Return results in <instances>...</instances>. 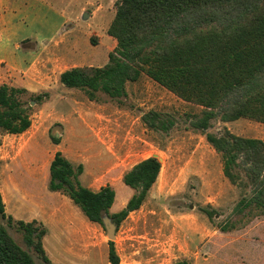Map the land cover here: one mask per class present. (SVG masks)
<instances>
[{"label": "rangeland", "instance_id": "rangeland-1", "mask_svg": "<svg viewBox=\"0 0 264 264\" xmlns=\"http://www.w3.org/2000/svg\"><path fill=\"white\" fill-rule=\"evenodd\" d=\"M40 1L0 0L5 17L9 7L14 11L9 24L26 22L24 34L52 38H41L45 50L30 73L20 77L34 83L35 90L23 97L32 105L31 126L21 134L0 132V189L7 215L35 219L47 229L43 243L51 262L26 244L15 223L0 219L13 238L37 264H110L105 226L90 221L64 193L49 189L50 163L60 150L75 167L83 164L81 183L93 190L112 186L116 197L111 212H117L135 192L123 182L124 174L157 155L162 168L156 183L143 205L116 227L113 241L121 264L184 259L188 264H264V215L246 222L233 213L242 190L224 175L222 155L191 125L201 105L181 99L146 74L128 82L121 99L99 92L90 100L84 91L61 84L60 74L68 68L108 62L117 45L108 29L118 0H47L56 14ZM48 12L50 27L41 32V17ZM23 33L13 34L12 47ZM37 95H42L40 102ZM150 110L175 119L170 132L147 126L143 115ZM224 128L264 141V122L256 119L217 118L208 131ZM231 222L238 226L223 231L221 225Z\"/></svg>", "mask_w": 264, "mask_h": 264}, {"label": "trees", "instance_id": "trees-1", "mask_svg": "<svg viewBox=\"0 0 264 264\" xmlns=\"http://www.w3.org/2000/svg\"><path fill=\"white\" fill-rule=\"evenodd\" d=\"M108 32L117 41L108 62L64 70L63 86L84 91L90 100H96L99 92L121 99L127 95V83L146 74L181 99L201 105L191 125L222 155L224 175L242 190L233 213L246 222L264 215V141L236 135L228 128L208 131L217 118L264 122V0H118ZM28 92L0 82V132L21 134L29 129L32 105L23 99ZM34 98L40 102L42 95ZM143 119L148 127L165 133L176 123L157 110L144 113ZM53 141L58 144L60 139L54 136ZM161 168L155 155L134 164L123 182L135 192L117 212H111L114 188L105 185L93 190L83 185V164L75 167L60 150L50 163L48 187L67 195L90 221L105 226L103 218L108 216L118 228L143 205ZM0 219L15 223L26 244L51 262L43 243L47 229L37 226L35 219L15 220L7 215L1 189ZM237 226L231 222L221 228ZM108 257L110 264H121L115 241L109 240ZM0 264H37L1 220Z\"/></svg>", "mask_w": 264, "mask_h": 264}, {"label": "crops", "instance_id": "crops-1", "mask_svg": "<svg viewBox=\"0 0 264 264\" xmlns=\"http://www.w3.org/2000/svg\"><path fill=\"white\" fill-rule=\"evenodd\" d=\"M40 2H43V4L48 6V9L50 10L49 12H55L52 14H56V10L47 4L49 1L42 0ZM3 5L4 4L0 2V82H4L3 80L7 78L11 81L8 82L9 80L6 79L7 83H12V85H14L15 82H17L16 86L25 87L28 90H35L33 89L34 83H31L29 77H20L22 76V73L26 76L30 73L41 53L45 50V47L41 46V38L46 39L47 37H35V35L32 34H24L23 29L24 26H27L26 22H22L23 25H19L18 23L9 24L8 21L11 17H15L13 14L14 11L9 7V11L5 17L3 13L5 7ZM49 12L44 17H41L43 21L40 22L41 27L39 30L41 32L48 28V26L50 27ZM26 19L32 21L28 16H26ZM37 20L38 15L35 17V21ZM4 21L6 25L4 24ZM20 32L23 34H17L16 36V40H19L20 42H15L12 47L9 41L14 38V33ZM27 39H33L35 41H26ZM51 39L52 38L46 40L49 42ZM46 40L43 41L45 42ZM27 44L33 45L27 46ZM29 76L31 78V74Z\"/></svg>", "mask_w": 264, "mask_h": 264}, {"label": "water", "instance_id": "water-1", "mask_svg": "<svg viewBox=\"0 0 264 264\" xmlns=\"http://www.w3.org/2000/svg\"><path fill=\"white\" fill-rule=\"evenodd\" d=\"M84 16H87V13H85ZM155 156H157V155H155ZM159 160L161 161L160 158H159ZM103 222H104L105 228L108 232V236H109L110 240L113 241L116 237V235H115L116 225L112 222V220L108 216H104Z\"/></svg>", "mask_w": 264, "mask_h": 264}]
</instances>
